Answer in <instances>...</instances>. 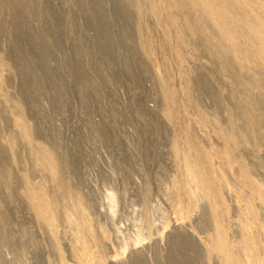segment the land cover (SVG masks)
Here are the masks:
<instances>
[{"label": "rangeland", "instance_id": "obj_1", "mask_svg": "<svg viewBox=\"0 0 264 264\" xmlns=\"http://www.w3.org/2000/svg\"><path fill=\"white\" fill-rule=\"evenodd\" d=\"M0 264H264V0H0Z\"/></svg>", "mask_w": 264, "mask_h": 264}, {"label": "bare ground", "instance_id": "obj_2", "mask_svg": "<svg viewBox=\"0 0 264 264\" xmlns=\"http://www.w3.org/2000/svg\"><path fill=\"white\" fill-rule=\"evenodd\" d=\"M227 26H228V25H227ZM34 198L38 200L39 197H38V196H34ZM38 203H39V202H38ZM39 206H40V204H39ZM220 233H221V232H220ZM220 233H219V237H220V239H221V241H220V246L222 247V234H220Z\"/></svg>", "mask_w": 264, "mask_h": 264}]
</instances>
